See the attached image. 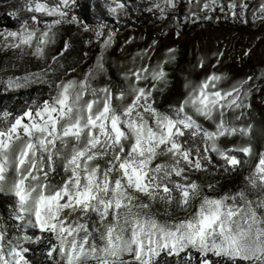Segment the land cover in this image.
<instances>
[{"label":"snow or ice","instance_id":"1","mask_svg":"<svg viewBox=\"0 0 264 264\" xmlns=\"http://www.w3.org/2000/svg\"><path fill=\"white\" fill-rule=\"evenodd\" d=\"M113 2L110 13L125 7ZM76 7L77 0H21L9 12L18 29L0 33V47L19 52L21 59L30 54L45 61L56 43L57 26L82 24L83 32L102 41L83 79L60 80L54 95L20 115L0 114V193L14 198L8 219L19 233H10L0 217V264H31L26 245L45 240L53 264H264V151L244 178L253 195L245 188L211 195L216 183L208 182L205 191L192 179V173L218 167L213 153L224 161L225 172L248 162L240 153L252 156V143L225 147L221 138L253 139V124L236 121L251 108L253 91L261 90L250 84L254 77L226 89L220 87L226 74L212 72L198 82L186 78V95L162 110L153 94L169 84L164 65L175 60V50L168 49L167 60L125 73L126 89L114 93L107 85L96 87L91 81L105 71L104 53L115 32L105 34V22L90 24L75 13ZM237 7L246 10L248 5L229 3L233 16ZM153 8L163 18L176 8V0H153L148 10ZM24 11L32 15L24 17ZM258 12L264 19V3ZM36 14L53 19L42 21ZM69 47L65 41L52 62L58 63ZM146 54L139 55L143 59ZM46 74L41 69L9 77L7 83L26 87ZM148 80L151 87L141 86ZM229 112L238 114L229 119ZM157 204L163 211H153ZM29 229L39 234L30 235Z\"/></svg>","mask_w":264,"mask_h":264},{"label":"rangeland","instance_id":"2","mask_svg":"<svg viewBox=\"0 0 264 264\" xmlns=\"http://www.w3.org/2000/svg\"><path fill=\"white\" fill-rule=\"evenodd\" d=\"M137 1L146 4L148 9L153 2V0ZM47 2L54 4L57 0H47ZM160 2L163 3V0ZM206 3L209 5L208 8H204ZM229 3H246L248 8L241 10L237 7L235 9L237 15L233 16L232 10L228 8ZM261 3H264V0H215L213 6V0H176V8L169 9L163 18L157 9L153 8L149 11L156 15V23L151 26L138 29L129 28L124 31L107 27L104 30L105 34L108 31H114L115 36L114 43L104 53L105 71L100 73L97 79L91 81L96 87L107 85L114 93L122 88L126 89L128 82L124 78L125 73H128L130 69L140 67L142 64L155 66L158 62L167 60L168 49L175 50L173 53L175 60L164 65L165 71L168 73L169 84L163 93L155 92L153 94L156 106L162 110L183 99L186 95L184 88L186 78L198 82L208 74L216 72L228 76V79L220 85L221 88L226 89L235 81L249 76L254 77L250 84L255 83L260 86L261 90L259 92L254 90L250 97L251 108L245 109V116L236 121L237 124H253V139L249 141L240 136L221 138V143L225 147L233 144L252 143L254 149L252 156L250 158L244 157L248 162L242 168L231 173L217 174L213 170H210L209 173H192V179H196L204 185L205 191H207L208 182L217 184L216 190L209 193L211 195L223 194L220 184L237 190L245 188L250 195H253L251 189L246 187L247 181L244 178L258 161V153L264 151V78L255 79L256 77H264V19L259 18L258 12ZM19 6H21V0L4 8L3 11L7 12L6 16L17 25V28L10 30L0 27V33L18 29V21L10 16L9 12ZM75 10L77 9L75 8ZM242 11H244V15H241ZM254 12L257 13L255 19L253 17ZM21 15L30 17L32 13L24 11ZM36 15L42 21L53 19L52 17L40 16V14ZM43 26L41 23L40 27L43 28ZM82 28V24L79 27L75 24L57 26L56 43L49 47L46 61L36 59L30 54L21 59L19 52L0 47V78L23 77L28 72H37L49 68L52 64L51 56L58 55L64 49L65 41L74 37L91 41L87 45L92 46L93 51L91 56L77 70L68 73L62 79H83L84 74L95 64L97 56L101 52L102 41L98 42L93 32H83ZM154 40L156 41L155 44H153ZM145 50H147V54L141 59L139 54L144 53ZM220 52H223V56L219 58V63H217ZM246 52L247 55H245ZM201 60L204 62L202 68L199 67ZM145 84L151 87L152 81L142 82L141 86ZM158 87H163V85ZM127 102H130V98ZM236 114L238 113L229 112L227 115L231 119ZM200 122L206 127H213L210 122L202 119ZM210 173H215V175ZM59 179L60 175H57L56 180ZM153 211H156V208ZM183 215L184 213L179 216ZM4 221L12 226L16 223L10 219ZM125 258L127 259V257Z\"/></svg>","mask_w":264,"mask_h":264},{"label":"trees","instance_id":"3","mask_svg":"<svg viewBox=\"0 0 264 264\" xmlns=\"http://www.w3.org/2000/svg\"><path fill=\"white\" fill-rule=\"evenodd\" d=\"M17 1L0 0V27L10 30L17 28V25L6 16L7 12L3 11L6 6L14 5ZM116 2L123 3L125 7L116 13H110L108 6L115 7L113 0H88L86 2L77 0V10H75V13L92 25H95L100 20L105 22L107 27L120 31L129 28L138 29L156 23V15L149 12L146 4L137 0H116ZM68 41L70 42L69 49L64 52L62 57H59L58 63L52 62L50 69L47 68L44 80L31 82L26 87L15 88L8 86V78H0V114L10 112L15 117L22 114L29 106L42 104L44 100L49 99L50 95H54L55 83L59 82L68 73L73 72V69L77 70L91 56L93 47L87 45L86 41L74 37H70ZM212 155L213 163L218 167L211 168L210 170L215 171L217 174L226 173L222 167L224 161L214 154ZM239 155L245 160L241 153ZM242 167H238L237 169ZM228 172L231 173L232 171ZM220 189L223 193L237 191L236 188L223 184H220ZM13 203L14 198L11 195L0 193V217H3L4 220L8 219V206ZM155 208L163 211L162 206L159 204ZM173 212L178 216L183 213L175 208H173ZM9 228L10 233L19 234L14 226L9 225ZM33 233L39 234L38 231L29 229V234ZM26 246L31 249L26 254L31 264H53L46 257L47 240L41 244H28Z\"/></svg>","mask_w":264,"mask_h":264},{"label":"built area","instance_id":"4","mask_svg":"<svg viewBox=\"0 0 264 264\" xmlns=\"http://www.w3.org/2000/svg\"><path fill=\"white\" fill-rule=\"evenodd\" d=\"M238 49H239V47H238Z\"/></svg>","mask_w":264,"mask_h":264}]
</instances>
